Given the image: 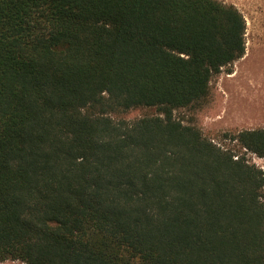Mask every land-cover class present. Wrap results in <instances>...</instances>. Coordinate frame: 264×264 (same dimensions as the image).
Listing matches in <instances>:
<instances>
[{"label": "trees", "instance_id": "obj_1", "mask_svg": "<svg viewBox=\"0 0 264 264\" xmlns=\"http://www.w3.org/2000/svg\"><path fill=\"white\" fill-rule=\"evenodd\" d=\"M246 49L224 0H0V263L264 264V127L176 115Z\"/></svg>", "mask_w": 264, "mask_h": 264}, {"label": "rangeland", "instance_id": "obj_2", "mask_svg": "<svg viewBox=\"0 0 264 264\" xmlns=\"http://www.w3.org/2000/svg\"><path fill=\"white\" fill-rule=\"evenodd\" d=\"M234 3L247 19V49L245 55L223 71L213 81L214 95L205 109L176 111L186 120L194 118L203 132L220 140L225 131L264 127V0H224ZM152 108H134L116 117L135 119L151 114ZM246 152L247 158L264 169V157ZM0 264H27L8 259Z\"/></svg>", "mask_w": 264, "mask_h": 264}]
</instances>
